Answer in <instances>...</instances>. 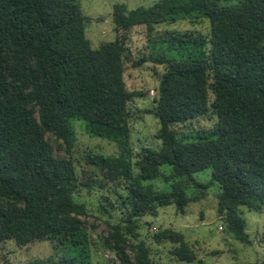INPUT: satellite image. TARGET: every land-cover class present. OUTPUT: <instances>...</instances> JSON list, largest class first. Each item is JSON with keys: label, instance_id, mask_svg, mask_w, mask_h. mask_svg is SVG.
<instances>
[{"label": "trees", "instance_id": "1", "mask_svg": "<svg viewBox=\"0 0 264 264\" xmlns=\"http://www.w3.org/2000/svg\"><path fill=\"white\" fill-rule=\"evenodd\" d=\"M200 19L211 23L210 40L173 31L163 41L172 57L162 52L152 58L166 66L155 110L162 147L143 150L136 175L129 104L142 94L129 92L125 83L132 30L144 26L152 35L161 25ZM89 21L79 0H0V244L60 241L69 251L65 258L25 264H93L83 221L87 207L75 200L92 182L83 185L73 157L60 158L50 142L63 141L72 155L76 122L90 137L119 147L118 155L95 156L92 164L103 177L101 188L112 185L128 213L106 238L120 264H150L144 244L129 241L139 219L172 205L184 213L193 201L188 189L208 188L194 175L208 169L222 190L220 216L248 243L240 207L264 209V0H159L131 11L117 5L116 40L99 49L87 39ZM211 114L217 125L209 135L180 138L176 125ZM164 166L172 168L171 176ZM161 177L179 181L168 193L144 184ZM156 239L180 244L174 254L195 261L182 234L166 230Z\"/></svg>", "mask_w": 264, "mask_h": 264}, {"label": "rangeland", "instance_id": "2", "mask_svg": "<svg viewBox=\"0 0 264 264\" xmlns=\"http://www.w3.org/2000/svg\"><path fill=\"white\" fill-rule=\"evenodd\" d=\"M159 0H79L83 14L90 18L87 24L86 36L93 49H99L103 44L116 40L115 24L113 21L114 9L117 5H125L128 10L141 7L149 8ZM197 32L211 38V23L207 19L196 21H179L172 25L156 27L152 35L148 34L146 27H136L132 30L129 48L132 62L126 65L125 83L129 92L138 95L130 104L129 109L133 115L131 120L132 145L134 150V172L139 174L137 162L145 148L160 151L161 141L157 139L160 130V121L155 116L157 107L158 88L160 78L166 71L165 65L154 63L155 54L167 52L172 57L174 51L169 52L168 46L163 42L169 37L168 33ZM148 60L140 68L133 66L134 62L142 59ZM214 97L211 96V101ZM217 125V116L211 114L207 117L176 125L175 129L184 141H194L199 137L209 135ZM76 135L70 155L63 141L57 142L51 138L56 154L60 158L73 157L77 165L79 180L83 185L91 183V187H81L76 193L75 200L87 207L88 216L83 218L91 242V259L93 264H120L118 254L106 245L111 228L123 222L128 217L127 211L122 208L121 200L116 196L112 185L101 188L100 170L92 164L95 156H116L119 147L109 141L92 138L86 134L80 122L75 123ZM161 171L171 176L173 170L164 166ZM213 170L197 173L194 178L202 184L208 185L205 190L190 187L187 191L192 202L185 212H179L176 205L162 207L158 216H146L139 219L138 229L134 237H129L133 244H144L148 250L150 264H264V209L262 211L250 210L240 207V216L244 219L249 242L237 239L230 231L227 216H220L218 212L219 194L221 188L212 182ZM178 179L167 181L161 177L151 184L158 192H171L172 186ZM118 192L126 196L124 188ZM126 226V225H125ZM172 230L182 234L184 241L196 256L195 261L189 263L182 261L174 254L180 244L170 240L157 241L156 235ZM68 250L58 241L53 244L49 241L36 242L25 248H19L14 241L0 244V264H25L32 260H56L65 258ZM131 258L136 257L135 252L129 251Z\"/></svg>", "mask_w": 264, "mask_h": 264}]
</instances>
